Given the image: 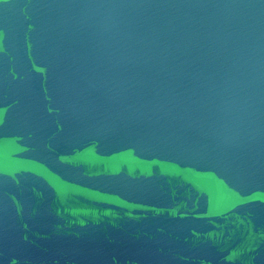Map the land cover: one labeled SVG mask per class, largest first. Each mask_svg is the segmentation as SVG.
Masks as SVG:
<instances>
[{"label": "water", "instance_id": "95a60500", "mask_svg": "<svg viewBox=\"0 0 264 264\" xmlns=\"http://www.w3.org/2000/svg\"><path fill=\"white\" fill-rule=\"evenodd\" d=\"M0 264H264V0H0Z\"/></svg>", "mask_w": 264, "mask_h": 264}]
</instances>
